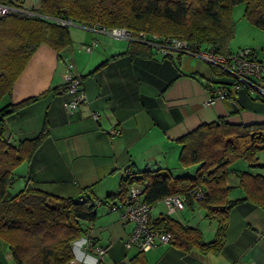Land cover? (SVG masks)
Listing matches in <instances>:
<instances>
[{"label": "crops", "instance_id": "0c3cea01", "mask_svg": "<svg viewBox=\"0 0 264 264\" xmlns=\"http://www.w3.org/2000/svg\"><path fill=\"white\" fill-rule=\"evenodd\" d=\"M27 1L32 5L27 8L33 10L41 4V0ZM79 27L83 31L71 32L73 45L63 58L51 47L41 45L15 82L11 96L5 99L6 103L18 104L46 94L5 119L14 145L35 137L45 122L49 127L48 137L31 161L17 168L21 170L19 188L31 184L74 200L91 189L87 196L103 201L119 191L122 177L131 171L169 169L174 175L190 174L189 168L179 163L181 146L177 140L203 123L220 117L246 125L264 123V101L254 99L257 95L247 91L234 94L235 100H215L205 105L211 94L204 84L215 76L202 61L194 64L181 54L167 57L153 47L141 54L127 53L130 41ZM93 41L98 45L85 52L83 46ZM68 60L82 77L88 100L76 111L65 107L70 99L63 92ZM231 102L238 105L237 112H233ZM259 163L264 165V158ZM230 170L232 199L246 196L240 173L264 176V167H250L243 159L233 162ZM123 202L116 200L112 205ZM159 204L162 202L154 210ZM110 207H98L96 220L77 241L68 264H93L94 251L85 252L80 246L84 236L106 250L102 264H264V208L249 199L230 210L226 243L218 254L202 253L197 248L185 250L160 241L149 251L128 249L125 242L135 224L123 219L122 208ZM154 210L152 218L164 214ZM170 216L198 229L202 241L215 238L218 221L207 216L197 201ZM0 264H14L9 245L1 237Z\"/></svg>", "mask_w": 264, "mask_h": 264}, {"label": "trees", "instance_id": "16d2710c", "mask_svg": "<svg viewBox=\"0 0 264 264\" xmlns=\"http://www.w3.org/2000/svg\"><path fill=\"white\" fill-rule=\"evenodd\" d=\"M23 1L0 0V4L23 6ZM241 3L247 5L245 16L264 29V0H41L34 11L43 17H0V102L11 96L15 82L41 45L51 47L61 58L71 50L70 26L57 24L54 19L62 17L86 28H124L133 36L144 33L161 40L178 38L190 46L200 45L203 50L228 57L236 54L230 49L236 32L232 11ZM150 48L130 41L127 53L141 54L142 50L151 51ZM252 52L258 59L257 52ZM209 67L215 79L204 85L213 97L217 85H232V76L219 67ZM241 91L250 92L248 88L230 91L228 100H235L234 94ZM45 95L0 106V237L8 243L14 264H68L74 257L73 243L88 233L87 227L96 220L98 207L125 201L134 183L146 184L143 199L153 208L166 197L188 195L196 188L205 193L198 203L207 216L218 221L211 241H202L198 229L184 226L165 212L151 218L154 229L170 232L171 243L185 250L197 248L202 253L218 254L226 243L230 210L248 199L264 208L263 175L239 174L240 184L246 190L244 198H230L234 187L229 183L230 166L236 160L243 159L253 168L264 167L258 157L264 155V123L246 125L225 117L203 123L177 140L181 146L179 163L185 169L198 166L194 174L174 175L169 169L131 171L122 177L119 191L103 201L87 196L91 189H85L77 200L52 195L31 184L13 192L19 180L15 170L31 161L48 137L49 127L45 122L35 137L14 145L5 119ZM253 98L264 101L259 95ZM194 201L189 198L187 204Z\"/></svg>", "mask_w": 264, "mask_h": 264}, {"label": "built area", "instance_id": "2783aa9c", "mask_svg": "<svg viewBox=\"0 0 264 264\" xmlns=\"http://www.w3.org/2000/svg\"><path fill=\"white\" fill-rule=\"evenodd\" d=\"M22 5L0 4V17L13 14L43 17L33 9L27 8L25 6V0ZM54 21L63 26L74 25L71 20L62 17L54 19ZM91 30L110 35L115 39L137 41L147 44L165 56L187 54L199 57L207 64L219 67L224 72L229 73L232 76V85H217L215 95L205 105H210L215 100H228L230 91H238L241 88H248L252 94H257L264 98V86L260 84L264 78V63L253 57L252 49H242L234 55L225 57L209 49L203 50L200 45L190 46L185 40L178 38H165L161 40L156 35L149 38L144 33L133 36L130 31L124 28L106 29L104 27H95L91 28ZM98 43V41H93L90 45L83 46V49L85 52H91ZM63 92L70 96V99L65 103L68 111H76L81 104L88 102L83 91L82 79L75 72L74 63L69 61L67 62V73ZM94 116L97 118V115ZM145 186L146 184L134 183L130 187L126 200L121 204L110 207V209L122 208L123 219L135 224V229L125 242V246L128 249L136 247L139 251L143 252L155 248L158 241L163 244H170L172 240V234L170 232L160 231L151 226L150 222L154 208L143 199ZM189 198H194L195 201L199 202L205 198V193L200 188H196L188 195H172L166 197L162 200V204L165 206L168 215H174L185 209ZM97 204L100 205V203ZM80 246H83L85 252L94 251L96 256L94 257L93 264H102L106 255V250L103 247L94 246L88 237H84L83 243ZM73 247L74 249L77 248V242L73 243Z\"/></svg>", "mask_w": 264, "mask_h": 264}, {"label": "rangeland", "instance_id": "374dc122", "mask_svg": "<svg viewBox=\"0 0 264 264\" xmlns=\"http://www.w3.org/2000/svg\"><path fill=\"white\" fill-rule=\"evenodd\" d=\"M25 3H26L25 6L26 5L28 7L32 6V5L28 4L27 0H25ZM246 8H247V5L245 3L237 4L233 8L232 18H233V20L235 22L236 32H235L234 38L232 39V41L230 43V49H231L232 53H237V52H239L242 49H253V50H255L257 52L258 59L264 63V29L254 25L245 16ZM81 29H83V28H81L79 26H76V25H71L70 26V31L72 33L74 31H83ZM118 40H122V41L128 42V41L123 40V39H118ZM182 56L184 57V60H186V58L187 59H191L192 63H194V64L196 63V60H200V61H202V63L206 64V62L203 61L199 57L190 56V55H187V54H183ZM260 84L262 86H264V81H261ZM4 101L5 100L0 102V106H2L3 104L6 103ZM263 158H264L263 154H259V159L261 161H262ZM197 167L198 166L190 167L189 170H188L189 173L190 174H194L193 172H195ZM19 171L21 172V170H19V169L15 170V174L17 176L19 174ZM19 180L14 185V187L12 189L13 192H18L19 190H21V188H23V187L19 188V185H20V181ZM161 210L163 212H165L166 208H165L164 205L159 204V206L154 210V213H158Z\"/></svg>", "mask_w": 264, "mask_h": 264}, {"label": "water", "instance_id": "95a60500", "mask_svg": "<svg viewBox=\"0 0 264 264\" xmlns=\"http://www.w3.org/2000/svg\"><path fill=\"white\" fill-rule=\"evenodd\" d=\"M231 106L234 110H238V105L235 102H231ZM11 110L9 109L8 112H10Z\"/></svg>", "mask_w": 264, "mask_h": 264}]
</instances>
